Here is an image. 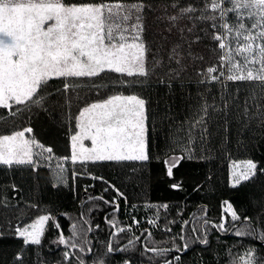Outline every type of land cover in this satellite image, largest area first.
Wrapping results in <instances>:
<instances>
[{
    "label": "snow or ice",
    "instance_id": "1",
    "mask_svg": "<svg viewBox=\"0 0 264 264\" xmlns=\"http://www.w3.org/2000/svg\"><path fill=\"white\" fill-rule=\"evenodd\" d=\"M155 10L147 0H0V109L5 110L4 114H0V120L10 110L13 117L27 115L30 125L32 115L38 116L40 112L50 114L49 109L68 105L66 94L70 89L80 87L71 78H87L84 82L87 87L97 92L109 91V94L82 106L72 117L70 156L62 159H70L72 164L136 162L143 165L153 160L160 161L161 156L151 152L150 131H156L158 127L162 129L163 122L172 118L167 113L161 115L154 112L149 107V101L140 93H124L122 90L146 88L151 75H159V83L169 90L173 81L183 87V74L187 71L188 62L195 65L206 58L203 51L193 49V44H203V49L211 54L209 58H215L218 63L195 69L200 76L198 83H220L222 92L217 103L215 96L211 100L208 98L210 88L206 87L204 91L198 89L197 102L191 106L190 115L181 122L182 126L172 129L169 125L172 130L168 134L164 151L166 158L163 159L167 177H173V169L178 168L182 161L197 159L192 145L199 141L203 149L212 135L208 125L214 117L210 113H216L223 119L225 143L230 116L245 128L255 123L264 129V0H198L196 3L165 0L163 12L155 17V22L157 26L163 23L164 32L168 35L161 33L162 42L153 48L146 35L147 13ZM181 21L187 23L181 24ZM173 32L177 34L176 40H170ZM186 32L188 35H185ZM157 69L161 70L159 74ZM106 73L117 75L106 77ZM54 78L62 79V86L53 87L50 81ZM225 81L256 82L260 92L253 89L241 103L238 95L227 91ZM238 93L239 88L236 89ZM57 94L64 96L65 103L53 98ZM181 131L184 137L176 135ZM33 132L31 126H26L12 134H0V167L35 169L37 165L33 156L42 153H34L33 146L47 152V159H52L51 146L46 147L35 137L26 138V133ZM178 148L179 155L175 154ZM231 167L233 189L242 182L252 180L258 172L264 173V169L258 168L252 159L240 163L234 161ZM129 171L132 175L126 179L133 180L142 168L132 166ZM93 179L104 180V177ZM60 184L68 186L67 179L56 176L52 187ZM110 187L118 196H123L114 185ZM169 187L181 190V185L176 182L170 183ZM105 203L109 202L105 200ZM0 207L11 209L6 195H0ZM164 207L167 208V205ZM225 214L233 222L242 221L244 225L235 228L233 234L236 237L253 239L264 245V207L259 209L256 216L258 223L254 225L251 217H241L234 210L233 203L224 199L222 222L212 226L228 233ZM50 219L49 215H40L34 222L15 226L13 235L22 238L24 245H40L45 225ZM148 223L154 222L150 220ZM182 223L187 224L188 221ZM207 224L205 220L204 225ZM54 226L60 227L59 224ZM72 229L75 235V225ZM3 236L0 231V238ZM179 238L184 239L182 235ZM57 242L69 245L62 234L58 241H52ZM198 242L207 246V235ZM130 243L135 246L134 242ZM87 244L88 241H85L80 251H85ZM70 247L76 249L78 246L72 242ZM188 248L185 243L182 248L176 247L173 251L181 253ZM121 251H127V246L116 249L109 244L107 247L109 254ZM169 251L167 248H144L139 264H144L145 252L165 257ZM225 254L228 257L226 264H264V252L256 244L238 248L235 252L228 248ZM70 255L69 251H64L66 262ZM181 259V255L177 254L171 259H164L162 264L181 262ZM79 264H85L83 258L79 259ZM92 264H105V261L100 258L93 260ZM124 264H131V261L125 258ZM149 264L159 262L150 259Z\"/></svg>",
    "mask_w": 264,
    "mask_h": 264
},
{
    "label": "trees",
    "instance_id": "2",
    "mask_svg": "<svg viewBox=\"0 0 264 264\" xmlns=\"http://www.w3.org/2000/svg\"><path fill=\"white\" fill-rule=\"evenodd\" d=\"M156 8L154 12H148V35L155 48L162 41L160 34L164 32L163 23L157 26L155 17L163 12L165 0H147ZM182 3H196L198 0H181ZM187 21H181V24ZM185 35H188L186 32ZM177 34L173 32L170 40H176ZM167 47V45H166ZM193 49L203 51L205 61L196 62L195 65L188 62L187 71L183 74L184 86L181 87L177 81L172 82V89L159 83V75H151L148 78L149 86L144 89L124 88V93L135 91L140 93L149 101V107L161 115L167 113L172 119L165 120L163 127L156 131H150L151 152L160 155V161H150L139 165L136 162H97L84 163L75 166L70 161L62 158L70 156V135L73 131L71 116L90 102H97L109 94V91L100 90L85 85L87 78L79 80L71 79L73 83L80 84V87L70 89L66 94L68 105L65 108L49 109L50 114L40 112L39 115L17 118L9 114L0 120V134H12L15 130H22L23 127L31 126L34 132L31 134L40 143L53 149L52 159H47L44 164L38 165L39 169H48L34 173L32 167L21 166L20 169L30 168L29 171H22L20 176L16 171H0V195H6L11 209L0 207L5 215H12L16 221L22 217L20 210L26 206H40L50 209L52 220L48 222L40 245H24L22 239L13 235H4L0 238V264H79L83 258L85 264L93 260L103 258L105 264H124L125 258L131 264H139L141 250L144 248H167L170 251L167 256H157L151 252L144 253V264L149 260L162 264L164 259H171L173 256L181 255V262L175 264H226L228 257L225 250L231 248L234 252L246 245L256 244L264 252V245L256 240L236 237L233 233L235 227H243L242 221L231 220L225 214L226 227L232 231L225 233L218 231L211 224L222 222V202L229 200L234 205V210L241 217H251L256 225V216L260 208L264 207V173L257 174L252 180L242 182L240 186L231 187L230 165L232 162H242L252 159L258 164V168L264 169V129L253 123L245 128L232 116L228 132L227 142H224L225 132L223 119L216 113H210L214 119L208 125L212 133L205 142L203 149L200 142L193 145V154L197 157L194 160H184L181 165L173 169V177L166 175V165L163 162L165 145L168 134L172 129L180 128L181 122L190 115L191 106L196 104L198 89L208 92L209 100L212 97H219L222 92L220 83L199 84L200 76L195 69L207 64L218 63L205 49L203 44H193ZM163 54V52H162ZM175 67V65H172ZM157 69V74L160 73ZM117 74H105V76ZM223 79V78H222ZM62 79L52 80L53 87L62 86ZM228 85L227 91L238 95L242 103L246 95L253 89L257 93L260 87L256 82H231L225 81ZM239 93L236 94V89ZM65 103L64 96L57 94L53 97ZM234 112V109H232ZM5 110L0 109V114ZM172 125V129L169 128ZM219 125V127H218ZM184 137V132L176 133ZM175 154H180L178 148ZM49 156V154H48ZM203 157V159H199ZM63 163L66 169L56 173L55 169ZM139 166L142 171L133 180L126 177L132 175L129 168ZM37 167V166H36ZM73 173H76L73 176ZM56 176H63L67 179L68 186L60 184L53 188ZM104 177V180L93 179V177ZM107 181V183L105 182ZM176 182L181 185V190H174L169 187L170 183ZM13 185L15 188H13ZM114 185L123 193L118 196L117 192L110 187ZM107 188L108 191H104ZM102 197V199H96ZM120 201V211L114 205V199ZM107 200L109 203H105ZM167 205V210L162 207ZM124 206L128 212L134 214L140 220L153 218L157 222L156 228L147 231H138L135 235L124 229L126 222L122 216ZM4 214V213H3ZM208 221L205 226L204 221ZM183 221H188L183 224ZM59 224L56 228L54 225ZM75 225V235L72 226ZM123 228L124 231H119ZM170 229V231H169ZM195 229V230H194ZM250 231L251 229H247ZM114 231L115 234H114ZM63 235L69 241V245L52 243ZM207 235L208 245L204 246L198 241ZM183 236L181 240L179 237ZM139 238V239H137ZM85 245V251H80V246ZM134 242L135 246L130 243ZM75 242L76 249L70 244ZM187 243L189 248L185 253L173 251L176 247H183ZM111 244L113 248L120 249L127 246V251L119 254L107 253V247ZM90 249V251H88ZM71 253L69 261H65L64 251ZM20 257V259H14ZM174 264V263H173Z\"/></svg>",
    "mask_w": 264,
    "mask_h": 264
},
{
    "label": "rangeland",
    "instance_id": "3",
    "mask_svg": "<svg viewBox=\"0 0 264 264\" xmlns=\"http://www.w3.org/2000/svg\"><path fill=\"white\" fill-rule=\"evenodd\" d=\"M71 79H75L76 78H71ZM81 79V78H80ZM53 80H60L58 78H54ZM78 112V111H77ZM77 114V113H76ZM72 117H70V120L72 121ZM72 124H73V121H72ZM32 134V133H31ZM31 134H28L26 133V138H30L32 137ZM86 144H89L90 145V142L86 141L85 142ZM33 151L34 153H42V155H34L33 156V160L34 162L36 163L37 167L38 165L40 164H44V162L47 160V157H48V153L47 152H43L42 149H37L33 146ZM70 151H71V148H70ZM70 161V159H69ZM71 163V161H70ZM85 164L86 163H90V162H84ZM84 163H80V162H77L76 164H72L71 165L73 166V169L75 168V166L79 165V164H84ZM237 163H240V162H237ZM232 164L233 162L231 163L230 165V172L232 173ZM60 166H58V168L55 169L56 173H59V172H62L61 169L65 170L66 167L63 165V163H60L59 164ZM231 181H232V174H231ZM115 205V204H114ZM120 205V204H119ZM118 207V206H117ZM164 210H167V208L165 207H162ZM4 213V214H3ZM1 212L0 210V231H2L4 233V235H13V232H14V227L17 226V225H20L16 219H14L15 217H13L12 215H5V212ZM45 215H49L50 217H52V214H49L48 212L45 213ZM52 219H50L49 221H51ZM35 220H33L34 222ZM48 221V222H49ZM48 222L46 223L45 225V230H46V227H47V224ZM15 236V235H13ZM16 238H19V239H22L18 236H15ZM42 239V238H41ZM175 264V261L173 262ZM92 264V263H90Z\"/></svg>",
    "mask_w": 264,
    "mask_h": 264
},
{
    "label": "crops",
    "instance_id": "4",
    "mask_svg": "<svg viewBox=\"0 0 264 264\" xmlns=\"http://www.w3.org/2000/svg\"><path fill=\"white\" fill-rule=\"evenodd\" d=\"M21 167H14L13 169H8L6 166L0 167V171L2 173L4 172H12V171H16L18 175L22 176L23 173L22 171L25 172V170H28L30 168H25V169H20ZM33 170L34 173H37L39 171H45L48 169H39L38 167H36L35 169L31 168ZM48 212L49 214H51L50 209L46 208V207H40V206H26L23 207L20 210V213H22V217L20 218L19 221H17L20 225L22 224H27V223H31L33 222V220L37 219L40 215H45V213Z\"/></svg>",
    "mask_w": 264,
    "mask_h": 264
},
{
    "label": "built area",
    "instance_id": "5",
    "mask_svg": "<svg viewBox=\"0 0 264 264\" xmlns=\"http://www.w3.org/2000/svg\"><path fill=\"white\" fill-rule=\"evenodd\" d=\"M114 204L119 206L120 201L118 198L114 199ZM128 207L124 206L122 216L124 217V222H126L124 229L130 234L135 235L138 231H147L151 228L157 227V222L153 218H144L140 220L134 214L128 212ZM153 221L154 223L150 224L148 221Z\"/></svg>",
    "mask_w": 264,
    "mask_h": 264
},
{
    "label": "water",
    "instance_id": "6",
    "mask_svg": "<svg viewBox=\"0 0 264 264\" xmlns=\"http://www.w3.org/2000/svg\"><path fill=\"white\" fill-rule=\"evenodd\" d=\"M211 225H213V224H211ZM235 228H237V226L235 227ZM115 232L116 231H114V234H115ZM232 233V231L230 232V234ZM124 247H122V248H120V249H123ZM186 251H184L183 253H185ZM120 252H116L115 254H119Z\"/></svg>",
    "mask_w": 264,
    "mask_h": 264
},
{
    "label": "flooded vegetation",
    "instance_id": "7",
    "mask_svg": "<svg viewBox=\"0 0 264 264\" xmlns=\"http://www.w3.org/2000/svg\"><path fill=\"white\" fill-rule=\"evenodd\" d=\"M116 212L120 211V207L118 206L116 209H115ZM231 232V231H230Z\"/></svg>",
    "mask_w": 264,
    "mask_h": 264
}]
</instances>
